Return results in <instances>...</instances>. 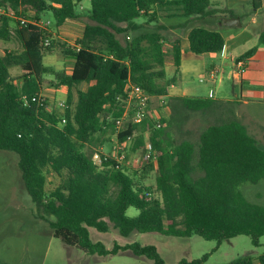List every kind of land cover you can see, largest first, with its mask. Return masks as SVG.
Returning a JSON list of instances; mask_svg holds the SVG:
<instances>
[{
    "label": "trees",
    "instance_id": "trees-1",
    "mask_svg": "<svg viewBox=\"0 0 264 264\" xmlns=\"http://www.w3.org/2000/svg\"><path fill=\"white\" fill-rule=\"evenodd\" d=\"M81 1L0 0V5L19 17L40 19L48 14L51 24L60 26L80 17ZM252 1L255 9L262 6V0ZM170 5L190 18L206 15L211 0H90V21L74 43L57 40L50 26L21 23L11 15L0 17V149L19 155L23 184L37 209L50 216L52 235L88 254L107 256L129 250L152 259L153 264H167L155 244L133 241L109 248L91 238L90 227L101 232L113 227L123 236L198 234L218 244L247 234L255 246L264 235V205L248 200L240 190L244 182L264 179V145L237 115V102L168 96L177 71L167 75L166 57L170 53L177 68L181 63L180 35L168 38V27L159 21L160 9ZM13 36L21 49H4L2 44ZM188 38L189 49L198 54L225 47L222 32L205 26L192 27ZM59 48L64 57L74 60L71 72L44 62ZM256 50V46L248 49L238 60L246 61ZM11 66L25 70L21 83L15 81ZM48 74L51 85L68 89L62 109L48 108V99L41 94ZM129 83L151 96H168L162 104L171 113L160 119L161 127H156L148 109L142 120L128 118L118 128L116 120L128 105ZM192 118L206 124L188 127ZM109 129H118L119 143L132 140L130 149L141 150L142 155L150 133L154 156L142 171L157 169L154 184L139 186L135 173L115 156L98 152L100 162L96 161L89 146L102 144ZM49 174L60 180L47 191ZM129 207L138 213L129 215ZM208 257L181 258L175 264H205ZM229 264H264V253L257 260L244 254Z\"/></svg>",
    "mask_w": 264,
    "mask_h": 264
},
{
    "label": "rangeland",
    "instance_id": "rangeland-1",
    "mask_svg": "<svg viewBox=\"0 0 264 264\" xmlns=\"http://www.w3.org/2000/svg\"><path fill=\"white\" fill-rule=\"evenodd\" d=\"M83 5L85 6L84 8H80V6L77 8L78 12L81 13L80 17L70 20L60 33L56 30V25L53 23L50 25L52 33H57L58 36L61 35L57 40L66 43H74L76 41L78 35L82 32L84 24L90 21L87 15L90 0H84ZM239 8L241 10L237 11L241 14L239 18L243 20L242 26L226 25L216 28L219 31L229 30L236 33L243 31L242 37L247 36V38L244 37L246 39L242 48L236 49V52H239L241 49H250L258 44H264V38H262V34L264 33V8L258 13V19L254 23L249 21L250 15H247L251 12V7L243 4ZM142 19L141 17L138 20ZM188 19L185 23L187 26L210 27L207 23H198L197 19ZM8 47L19 50L21 49V44L15 40L6 44L4 49ZM63 58L64 55L59 48L55 54L45 56L44 62L57 68L71 67V62L63 61ZM171 61L173 59L169 53L166 57V65L170 66ZM251 64L257 65L255 61H252ZM262 64L264 66V63ZM16 68V66H11V73ZM193 69V66H185V71ZM16 73L22 75L23 72L19 70ZM50 79H52V75L48 74L45 78L47 85ZM81 87H86V84H82ZM218 95L220 96V93ZM65 96L66 91L63 88H59L58 97L63 98ZM51 106L52 101H49V107ZM164 106L159 96H154L153 99H150L149 109L152 117L156 119V124L158 121L161 122L160 119L166 115V108ZM58 107L62 109V106ZM129 109L132 111V106H129ZM237 109L242 116L241 119L248 117L251 120V123L243 122L247 124L250 132L264 145V104H241L240 107L237 106ZM127 119H123L121 128L126 125ZM194 119L189 120L188 127L196 129L198 125L206 124L202 123L200 119L193 121ZM117 130L113 132L109 129L108 133L102 136L104 140L102 144L100 142L98 146H89V148L94 150L96 161L100 162V152H103L105 155L116 156L119 153L118 150H120V152L126 154V158L122 160V164L128 172L135 173L134 179L136 183L141 187L154 184L155 176L158 172L157 169L144 173L142 169H144L146 163L144 158L145 153L142 155L141 150L138 152L131 150L132 140H129L127 143H119ZM149 136L150 133L147 132L146 139L150 143ZM18 160L19 155L16 152L0 149V264L154 263L152 259L146 256L134 255L129 250L107 256L88 254L76 246L66 244L61 238L53 236L48 221L50 216L46 215L42 210L37 209L23 184ZM59 180L60 178L57 175L49 174L47 191L54 189ZM240 190L248 200L264 205V179L258 182H244L240 186ZM127 213L135 216L138 213V209L129 207ZM90 229L91 238L94 241H103L109 248H112L115 243L126 244L133 241H139L142 244H155L167 264H175L181 258H199L204 254L209 255L205 264H229L234 258L244 254H251L257 260V257L264 253V235L260 238L261 244L255 246L252 243L251 237L247 234L237 235L218 244L216 240H208L198 234H193L189 237H177L160 232H133L129 236H123L113 227L108 232H101L95 227H90Z\"/></svg>",
    "mask_w": 264,
    "mask_h": 264
},
{
    "label": "crops",
    "instance_id": "crops-1",
    "mask_svg": "<svg viewBox=\"0 0 264 264\" xmlns=\"http://www.w3.org/2000/svg\"><path fill=\"white\" fill-rule=\"evenodd\" d=\"M82 0L79 4L80 8H84ZM243 4L249 5L251 7L247 15H250V22H255L258 19V13L264 8V0H262V6L255 9L253 7L252 0H211V5L206 15L190 17L197 19L198 23L204 22L210 25L209 28L216 29L219 26H226L223 23L224 17L237 16L241 17L238 12L241 10L239 7ZM174 6H166L160 9L159 12V21L162 25L168 27V38L172 39L180 35L181 38V63L177 68L174 65V62L171 61V65H166V72L168 76H172L177 71V81L172 84L169 88L168 96H205L212 97L213 99H219L229 102H237V106L240 105H249V104H264V44L256 45L257 50L255 54L249 57L246 60V70L243 74L240 73L236 62L238 57L247 50H235L242 48V45L245 42L247 36L242 37V32H232V31H221L225 37V47L219 52H208V53H195L189 49V31L192 28L189 25L185 29L179 28L180 25H184L187 20V17L178 14V11ZM238 10V11H237ZM177 12V13H176ZM42 18L51 19L50 15H43ZM187 18V19H186ZM70 20H66L62 25L57 26L56 30L60 33L62 28L69 23ZM141 21V20H140ZM241 22L243 20L241 18ZM86 24V23H85ZM84 24V27H85ZM151 23V25H153ZM243 24H241L242 26ZM148 26V25H147ZM82 32L78 37H80ZM54 37L58 38V34L53 32ZM77 37V38H78ZM239 38V39H238ZM18 41L16 37L13 36L12 40L2 44L4 47L10 42ZM19 42V41H18ZM21 44V43H20ZM9 49H12L8 47ZM63 61L71 62V67H54L55 69L65 68L67 72H71L73 67L74 60L71 58L64 57ZM258 60V61H256ZM252 61H255V64H251ZM168 64V63H167ZM193 66V70H186L185 66ZM12 73L15 77L17 83H21L20 74L16 73L19 70L24 73V69L20 66ZM22 73V74H23ZM17 74V75H15ZM84 84V83H83ZM63 88L66 91V96L68 89L65 86L56 87L51 85L50 82L45 84L42 90V96H45L48 100V108L53 106H59L60 102L65 101L66 98L58 97V89ZM85 88V87H84ZM195 91H198L195 93ZM220 93V96L218 95ZM154 96L150 95L153 99ZM167 97H161V101L164 102L167 100ZM150 98V99H151ZM77 99V92L74 90V100ZM49 101H52V106L49 107ZM58 102V104H57ZM152 102V101H151ZM166 108L165 114L169 116L171 113L170 107L168 105L164 106ZM239 109V108H238ZM236 107V113L241 118ZM246 123H251V120L246 117L242 118ZM253 122V121H252ZM91 230V229H90Z\"/></svg>",
    "mask_w": 264,
    "mask_h": 264
},
{
    "label": "built area",
    "instance_id": "built-area-1",
    "mask_svg": "<svg viewBox=\"0 0 264 264\" xmlns=\"http://www.w3.org/2000/svg\"><path fill=\"white\" fill-rule=\"evenodd\" d=\"M3 15H11V16H15L17 19H19V21H21V23H34L37 25H40L41 27L44 28H48L51 25V20L50 19H45V18H28L25 16H17V14L10 8H7L6 6L0 5V17ZM50 43V38H46L45 39V44L48 45ZM236 66L238 67L239 71L241 74H243L246 70V61L243 59L237 60L236 62ZM128 87V97L126 99L127 102V109L124 112L122 117L117 118L116 123L117 126L120 127L123 119L125 118H130L132 119V121H140L142 120L149 109V102H150V95L147 91H145L141 86L138 85H134L132 83H129L127 85ZM60 106L65 107L66 106V102L62 101L60 102ZM129 106H132V115H129V112L131 111V109H129ZM162 123L160 121L157 122L156 127H161ZM120 148V145H119ZM146 153H145V161L148 162L150 160L151 157L154 156V151L151 148V144L147 141L146 144ZM119 153H117V155L115 156L116 159L119 162H122V160H124L126 158V154L124 152H120V150H118Z\"/></svg>",
    "mask_w": 264,
    "mask_h": 264
},
{
    "label": "water",
    "instance_id": "water-1",
    "mask_svg": "<svg viewBox=\"0 0 264 264\" xmlns=\"http://www.w3.org/2000/svg\"><path fill=\"white\" fill-rule=\"evenodd\" d=\"M223 23L227 26H241V19L237 16L224 17Z\"/></svg>",
    "mask_w": 264,
    "mask_h": 264
}]
</instances>
